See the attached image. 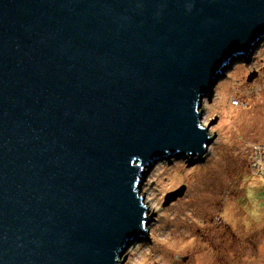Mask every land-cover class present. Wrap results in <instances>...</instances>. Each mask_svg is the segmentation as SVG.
Segmentation results:
<instances>
[{"label":"water","instance_id":"95a60500","mask_svg":"<svg viewBox=\"0 0 264 264\" xmlns=\"http://www.w3.org/2000/svg\"><path fill=\"white\" fill-rule=\"evenodd\" d=\"M263 37L264 0H0V264H124L146 169L200 161L204 98Z\"/></svg>","mask_w":264,"mask_h":264},{"label":"rangeland","instance_id":"374dc122","mask_svg":"<svg viewBox=\"0 0 264 264\" xmlns=\"http://www.w3.org/2000/svg\"><path fill=\"white\" fill-rule=\"evenodd\" d=\"M256 44L204 98L213 141L200 161L169 157L146 169L150 241H133L124 264H264V37Z\"/></svg>","mask_w":264,"mask_h":264},{"label":"bare ground","instance_id":"6f19581e","mask_svg":"<svg viewBox=\"0 0 264 264\" xmlns=\"http://www.w3.org/2000/svg\"><path fill=\"white\" fill-rule=\"evenodd\" d=\"M255 45H257V44H255ZM224 70V69H223ZM223 72V71H222ZM211 93V92H210ZM209 96V95H208ZM207 97V96H206ZM205 103H206V100H204V102H203V106H205ZM208 151V150H207ZM208 153V152H207ZM173 158V157H172ZM167 159H171V158H167ZM167 159H165V160H162V161H159L158 162V164L159 163H163V162H165ZM153 165H155L156 163H152ZM150 165V166H148V168H147V171H148V169L150 168V167H152L153 165ZM143 191V190H142ZM143 193H145L144 191H143ZM147 199V198H146ZM146 203L148 204L147 205V207L149 208V215H150V213L154 210V208L151 206V205H149V200H147L146 201ZM149 229V228H148Z\"/></svg>","mask_w":264,"mask_h":264}]
</instances>
